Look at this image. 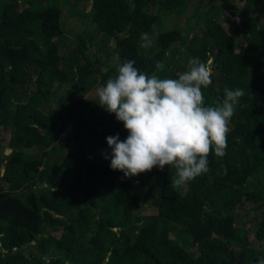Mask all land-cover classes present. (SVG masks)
Here are the masks:
<instances>
[{"label":"trees","instance_id":"obj_1","mask_svg":"<svg viewBox=\"0 0 264 264\" xmlns=\"http://www.w3.org/2000/svg\"><path fill=\"white\" fill-rule=\"evenodd\" d=\"M76 4L0 0V264H264V0ZM65 10L89 21L72 42ZM190 57L211 61L205 106L244 90L225 156L179 189L171 166L111 170L105 138L127 131L96 89L126 61L178 78Z\"/></svg>","mask_w":264,"mask_h":264},{"label":"clouds","instance_id":"obj_2","mask_svg":"<svg viewBox=\"0 0 264 264\" xmlns=\"http://www.w3.org/2000/svg\"><path fill=\"white\" fill-rule=\"evenodd\" d=\"M141 39L144 48H151L155 34L142 33ZM134 65V60L119 65L117 75L96 89L97 104L127 131L123 140L119 134L105 138L111 149L109 167L133 177L171 166V187L182 188L209 171L210 153L225 156L229 123L244 90L226 87L221 100L205 106L202 89L212 83L210 60L190 57L178 78L157 75L165 69L162 61L151 75Z\"/></svg>","mask_w":264,"mask_h":264},{"label":"rangeland","instance_id":"obj_3","mask_svg":"<svg viewBox=\"0 0 264 264\" xmlns=\"http://www.w3.org/2000/svg\"><path fill=\"white\" fill-rule=\"evenodd\" d=\"M90 2H91V0H77L76 5H78L79 7H81L82 5H85V7L89 9L90 8ZM65 4L67 7L70 6L66 2H65ZM204 9H205V12L206 13L208 12L210 15H216L217 14L218 18L222 17L223 19H225L224 14H222L220 12L217 13V11L210 10V9H208V11H206L207 9L206 8H204ZM88 22H89L88 19L85 18L84 16L79 15L76 12L70 13L68 10H65L64 11V17L62 18V26L65 29V33L67 34L68 41L69 42L73 41L74 35L72 34V31L80 30L83 26H87ZM166 22L170 26H175V25H178V23L180 22V18L177 15L172 14L168 18V20H166ZM93 52L96 54V56L103 57L101 52L96 47H94ZM103 59H105V58L103 57ZM104 68H105V66H101V69H104ZM28 92H30V91H28ZM28 92H26V94H23V97L25 95H27ZM7 151H9V149H7Z\"/></svg>","mask_w":264,"mask_h":264}]
</instances>
